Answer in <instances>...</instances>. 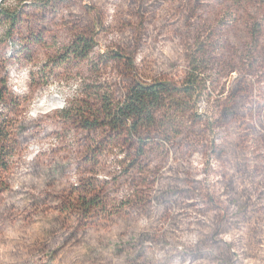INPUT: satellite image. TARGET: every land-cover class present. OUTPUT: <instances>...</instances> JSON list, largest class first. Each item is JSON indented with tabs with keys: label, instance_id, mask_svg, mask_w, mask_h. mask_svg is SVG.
Instances as JSON below:
<instances>
[{
	"label": "rangeland",
	"instance_id": "rangeland-1",
	"mask_svg": "<svg viewBox=\"0 0 264 264\" xmlns=\"http://www.w3.org/2000/svg\"><path fill=\"white\" fill-rule=\"evenodd\" d=\"M199 43L146 149L77 122ZM0 132V264H264V0H0Z\"/></svg>",
	"mask_w": 264,
	"mask_h": 264
},
{
	"label": "trees",
	"instance_id": "trees-1",
	"mask_svg": "<svg viewBox=\"0 0 264 264\" xmlns=\"http://www.w3.org/2000/svg\"><path fill=\"white\" fill-rule=\"evenodd\" d=\"M203 46L199 43L198 54L202 53L200 50ZM71 48L69 53L82 57L92 50V46L84 39L74 41ZM203 53L200 54V58H195L191 64V70L180 87L169 81L133 80L127 87L122 100H116L112 93L96 90L98 101L96 108L89 106L90 102H86L85 99L78 102V109L74 113L77 122L87 131L103 129L111 133L112 139L126 136L128 143L136 141L140 147L146 149L150 135L157 129L164 128L165 123H161L163 119L160 120V116L172 115L175 112L176 102L183 97L192 96V89L200 85L199 80L205 83V80L200 77V65L204 62ZM1 136L2 132H0V147L3 149L5 146Z\"/></svg>",
	"mask_w": 264,
	"mask_h": 264
},
{
	"label": "clouds",
	"instance_id": "clouds-1",
	"mask_svg": "<svg viewBox=\"0 0 264 264\" xmlns=\"http://www.w3.org/2000/svg\"><path fill=\"white\" fill-rule=\"evenodd\" d=\"M49 85H50V84H49ZM49 85H48V86H49ZM48 86H47V87H48ZM64 107H67V102L65 103Z\"/></svg>",
	"mask_w": 264,
	"mask_h": 264
}]
</instances>
